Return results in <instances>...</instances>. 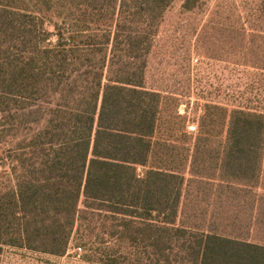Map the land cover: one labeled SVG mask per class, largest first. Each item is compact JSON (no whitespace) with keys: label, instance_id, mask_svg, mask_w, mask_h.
Wrapping results in <instances>:
<instances>
[{"label":"trees","instance_id":"1","mask_svg":"<svg viewBox=\"0 0 264 264\" xmlns=\"http://www.w3.org/2000/svg\"><path fill=\"white\" fill-rule=\"evenodd\" d=\"M174 2L0 0V254L62 256L81 232L160 262L177 244L188 264H264V243L248 235L178 223L195 183L225 198L220 209L255 207L264 107L208 102L189 131L179 99L147 87Z\"/></svg>","mask_w":264,"mask_h":264},{"label":"rangeland","instance_id":"2","mask_svg":"<svg viewBox=\"0 0 264 264\" xmlns=\"http://www.w3.org/2000/svg\"><path fill=\"white\" fill-rule=\"evenodd\" d=\"M182 2L175 0L166 11L149 55L147 87L176 96L178 113L195 131L208 102L264 107V0H199L194 11L184 10ZM197 186L184 189L179 225H216L264 243V188L254 190L255 198L248 194L251 210L242 209L241 198L223 210L225 198L218 199L212 187ZM249 219L254 224L247 227ZM82 235H73L62 256L5 246L0 264H188L177 244L168 263L139 246Z\"/></svg>","mask_w":264,"mask_h":264},{"label":"built area","instance_id":"3","mask_svg":"<svg viewBox=\"0 0 264 264\" xmlns=\"http://www.w3.org/2000/svg\"><path fill=\"white\" fill-rule=\"evenodd\" d=\"M187 129L189 131H195L196 130V126L194 124H189V125H187Z\"/></svg>","mask_w":264,"mask_h":264}]
</instances>
